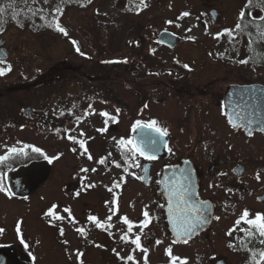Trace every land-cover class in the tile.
Segmentation results:
<instances>
[{
	"label": "flooded vegetation",
	"instance_id": "af4514ba",
	"mask_svg": "<svg viewBox=\"0 0 264 264\" xmlns=\"http://www.w3.org/2000/svg\"><path fill=\"white\" fill-rule=\"evenodd\" d=\"M214 23H219L218 18L214 19ZM176 32V46H160L167 50L166 57H159L155 47L149 46L147 51L151 61L138 58L129 69L138 77L139 90L142 87L140 80L149 77L154 78L153 90L167 94L169 122L159 125L169 130L172 152L154 161L140 157L141 166H146L148 172L132 168L136 173L134 176L121 173L126 165L118 147L119 158L116 162L122 167H117L120 173H115L111 179L106 178L108 174L59 173L55 162L43 163L45 159L42 157H22L15 163L18 164L15 168L12 167L14 161H11L6 168V184L16 195L9 198L0 193V228L5 229L0 233V264H81V261L83 264H134L133 261L120 259L129 254L134 255L138 264H144L145 253L139 249L132 253L135 245L126 244L120 239L121 235L127 233L128 227L122 217L127 216L129 221L138 225L145 219L142 215L144 210L149 212L151 218V223L141 236L142 245L148 249L147 264H170L171 257L166 254L169 246L172 255L180 258L176 264H181L184 258L187 264H250V252L236 239L244 234L239 229L232 236L227 233L245 209L251 214L249 218L257 213L264 214V130H251L252 135H249V129L233 128L228 122L231 117L228 107L229 100L233 109L245 106V95L247 90L250 91L248 86H264V72L259 75L254 73V69L264 71V54L259 58L261 61L254 60V52L264 53V47L250 46L248 41L247 47L241 46L240 51L235 52L229 48L228 36L225 35L220 37L225 47L217 51L214 47L211 51L209 46H195L199 39L190 40ZM241 36L248 37L240 33L236 38ZM188 42L196 44L187 47ZM157 57L160 60H156ZM226 58L229 61H223ZM244 59L249 62L239 63ZM185 64L189 68H185ZM118 65L126 66L129 62ZM160 74L164 78L155 79ZM107 90L112 100L94 99L93 90L88 91L91 109L89 111L87 106V112L91 113L95 102L99 101L119 108L115 89L110 85ZM138 95L147 101L146 96ZM107 112L110 116L115 115ZM105 119L103 117V124ZM137 119L135 117L134 124ZM121 122V116L116 121L109 119L105 128L111 130L113 125ZM27 145L36 147L34 141H29ZM37 145L43 148L42 144ZM25 150L29 156L36 155L30 147ZM105 162L108 166L114 164L111 160ZM32 163L40 165L15 180L9 179L12 170L28 167ZM181 164L195 172L198 196L201 202H208V222L193 234L187 244L173 243L176 237L162 193L163 169ZM140 175L145 179L136 178ZM90 184L95 187H88ZM116 184H120V187H116ZM77 192L79 196L75 195ZM143 202H150L151 205ZM65 208L71 210V216L64 211ZM49 211L66 219L60 221L46 216ZM89 216H96L100 223L114 227L107 230L97 228L95 222L88 220ZM109 216L112 217L111 221L107 219ZM215 217H219V220ZM49 220L52 222L49 223ZM20 221L22 223H18ZM17 227L20 232L16 231ZM61 227L64 229L63 236L59 234ZM78 227H83L86 235L78 233L75 230ZM241 227L246 225L242 223ZM109 232L113 235H109ZM139 232L140 228L134 227L133 233ZM21 234L28 244L27 248L20 242ZM130 235L134 238L133 234ZM64 240L68 241L67 245L63 243ZM157 240L161 241L158 245ZM230 243L236 247L230 248ZM77 250L83 253L79 259ZM116 253L120 254L119 257Z\"/></svg>",
	"mask_w": 264,
	"mask_h": 264
},
{
	"label": "rangeland",
	"instance_id": "374dc122",
	"mask_svg": "<svg viewBox=\"0 0 264 264\" xmlns=\"http://www.w3.org/2000/svg\"><path fill=\"white\" fill-rule=\"evenodd\" d=\"M245 2L146 0L148 7L137 14L140 0H91L90 3L89 0H64L63 3L61 0H47V3L45 0H0V8L5 9L0 13V39L7 40L3 49L8 52L0 67L7 68L10 64L12 69L0 76V155H4L8 148H24L29 141H34L36 146L42 144L49 157H59L53 160L59 173L108 174L106 178L111 179L115 173H120L116 165L108 166L106 162L100 164L98 161L101 158L117 161V141L132 138L135 117L145 123L156 120L164 125L169 122L167 94L153 90L154 78L149 77L140 80L142 87L139 90L138 77L129 71L130 65L138 58L151 61L147 51L149 45L155 47L159 57L168 55L167 50L154 41L153 34L157 36L162 29L170 28L185 38L199 39L197 45L188 42L187 47L209 46L211 51L214 47L216 51L220 50L226 44L223 38H214L215 31L234 28ZM58 6L63 9L59 23L67 30V36L47 26ZM211 8L218 10L219 23H214ZM184 12L190 15L178 19ZM42 16L45 19H41ZM253 37L256 39L255 34ZM73 40L78 42L85 55L76 52ZM248 41L246 36L231 42L227 37L229 48L235 52H239L241 46L247 47ZM256 54V60L261 61L264 53ZM124 60L129 65L104 63ZM156 60L160 59L157 57ZM263 72L254 69L257 75ZM160 78L164 75L155 77ZM110 85L119 97L118 117L121 116L122 122L111 124V130L99 132L97 129L106 127L99 113L111 111L117 115L116 107L95 102L96 114L85 116L91 101L87 94L93 90L94 99L112 100L107 90ZM138 94L146 96L148 102ZM162 97L165 99L158 100ZM25 107H31L33 115L23 116ZM77 116L84 117L78 126ZM68 134L83 140L88 153L82 155L84 149L69 140ZM136 159L140 160V156L137 155ZM81 169L88 171L82 172ZM132 172L129 168L128 173ZM121 173L128 174L123 169ZM139 188L144 190L142 186ZM143 204L151 205L150 202Z\"/></svg>",
	"mask_w": 264,
	"mask_h": 264
},
{
	"label": "snow or ice",
	"instance_id": "6c2138e0",
	"mask_svg": "<svg viewBox=\"0 0 264 264\" xmlns=\"http://www.w3.org/2000/svg\"><path fill=\"white\" fill-rule=\"evenodd\" d=\"M64 0H61V3H63ZM91 0H89V3ZM45 3H47V0H45ZM83 6V5H82ZM148 4L146 3V0H140V4L137 6V14L142 11L144 8H147ZM5 11L4 8H0V13H3ZM42 12L43 9H40ZM54 15L52 16V19L50 21H47V26L52 28L54 27L56 31L62 33L63 35L67 36V30L62 27L59 23V17L63 14V9L59 6L54 9ZM35 15V13H33ZM189 12H184L178 19H183V17L189 16ZM41 19H45V17H41ZM237 23L235 24L234 28L231 29H224L222 32L215 34L214 38L219 39L222 36L227 35L230 38V42L232 40L236 39L237 34L243 33L249 37V45H257L260 47H264V0H246L244 7L240 10L237 18ZM169 24H172L173 21H168ZM20 26H23L22 24ZM179 26V25H177ZM251 29V30H250ZM2 31V29H0ZM167 31V30H165ZM187 31H191V29H188ZM254 34L256 35V39H253ZM190 40H195V37H186ZM72 43L76 46L75 50L80 55H85V53L80 51V48L78 46L77 41H72ZM154 52V50H153ZM127 63V60L124 61H104V63ZM179 62V61H177ZM249 61L248 59L240 60L239 63L241 64H247ZM4 60H0V65L4 64ZM185 68H189L187 64L184 65ZM11 65L9 64L7 68L0 67V76L6 75L8 72H10ZM190 70V69H189ZM91 107V106H90ZM116 114L110 116L107 111H102L99 114L102 117H106L105 124L108 123V120L116 121L118 118V114L120 112L119 108H116ZM95 115V111L93 110L91 113L85 112V116L87 115ZM63 115V113H61ZM84 117L77 116V126L79 122H82ZM241 122H242V118ZM229 124L232 125L233 128L240 127L241 124L237 123L235 120H233L231 117L229 118ZM248 123L250 124L251 121L249 120ZM264 130V129H262ZM99 132H105L107 131V128L97 129ZM66 132L70 133L71 130H66ZM133 133H138L137 136H134L133 138L124 139L121 138L117 141L118 147L121 149V155L124 157V164L126 166H123V170L125 173L129 172V168H137L141 169L142 172L147 173L148 168L146 166H141L139 160L136 159L137 155L140 157H143L145 160L148 161H154L158 159V153L160 150L166 149L169 153L172 152V149L168 146L167 141L164 139L169 135V130L165 127H162L159 125V123L156 120H152L150 122H143L141 120H137L135 124L132 127ZM249 135H252L251 129L248 130ZM80 135H83L81 132ZM67 138L69 140H74L76 143L79 144L80 148L84 149V152L81 153L82 155L85 153H88V149L85 147V143L83 140H78L72 135L68 134ZM115 139V138H114ZM130 146V147H129ZM31 148L32 153L36 154L35 156H29V153L25 151V148ZM25 148H16L11 147L8 148L6 153L4 155H0V166L7 164L10 160H14L17 157L24 156L28 157L30 159H39L43 158L47 160L49 163H52L53 160L58 159L59 157L53 156L49 157L45 152L42 151L39 147H32L29 145H26ZM73 151H76L75 148L72 149ZM109 155H111L109 153ZM88 159H92L91 155L88 154ZM107 158H101L98 163L105 164V160ZM113 163L116 165V167H122V165L118 162L113 161ZM9 170H11V167L9 166ZM82 172H87L88 169H81ZM92 171H96V169H92ZM179 172V179H176L175 174H173V177L171 178V182H164L166 185V190L168 192V217L172 224V231L176 237L175 240H173V243L177 242H183L187 244L189 240L192 238L193 234L197 232V230L204 224L208 222V216L206 213L208 212V202L207 201H198L195 199V194L190 191L191 187V173L187 169H178ZM6 175L7 173L4 171H0V193H4L9 198L16 195L15 192H13L8 185L6 184ZM131 175H136V173L132 172ZM139 180H144L145 176L140 175L136 176ZM256 178L259 180V173H257ZM123 179V178H122ZM88 187H95L94 184L88 185ZM116 187H120V184H116ZM229 191H231L229 189ZM76 196H79L80 193L77 192L75 194ZM24 199H27V197H24ZM65 212L69 213V216H71V210L69 208L64 209ZM46 216L54 217L56 220L63 221L66 218L64 216H61L59 214H53L51 211L47 212L45 214ZM144 220L140 221L139 224H134L133 222L129 221L127 216L122 217V221L124 224H126L127 227V233L121 235L120 239L124 243H131L135 245V247L131 250L132 253H135L137 249H139L141 252L145 253L144 256V264H147V252L148 249L145 248L142 245L141 236L144 234V229L148 227V225L151 223L150 214L147 210H144L142 213ZM250 213L247 209H245L242 213V216L237 219L235 222V225L232 229L229 230L227 235L232 236L234 232L239 229L241 233H243V236H237L236 239L240 241L241 245L245 247L249 252L251 256L250 264H264V214L257 213L254 217H250ZM109 221H111L112 217L109 216L107 218ZM215 219L219 220V217H215ZM74 220V218H73ZM89 221L95 222V226L97 228L101 229H109L111 227H114V225L111 224H103L100 223L98 218L96 216H89ZM52 221L49 220V223ZM22 223V221L18 222ZM246 225V227H241V224ZM134 227H139L140 232L139 233H133ZM78 233L81 235H86L85 229L83 227H78L75 229ZM5 229L0 228V233H3ZM17 232H20V228L17 227ZM60 236L64 235V229L61 227L59 229ZM134 235V238H132V235ZM109 235H113V233L109 232ZM21 244L24 245L25 248L28 247V244L24 241L23 235L21 234L20 237ZM63 243L65 245L68 244L67 240H64ZM161 241L157 240L156 244H160ZM230 248H235L236 245L230 243L228 245ZM251 246V247H250ZM96 247H102V245H96ZM115 252V249H113ZM166 254L171 257L170 264H176L177 260H179V257L172 255V248L169 246L166 249ZM31 255V253H30ZM77 258L83 256V253L77 250L76 252ZM116 255L119 257V253H116ZM258 257V258H257ZM33 260H35V256L32 257ZM121 260L126 261H133L134 264H138V262L135 261V257L133 254H129L127 257H120ZM81 264L83 262L81 261ZM181 264H187V259L184 258L181 260Z\"/></svg>",
	"mask_w": 264,
	"mask_h": 264
},
{
	"label": "water",
	"instance_id": "95a60500",
	"mask_svg": "<svg viewBox=\"0 0 264 264\" xmlns=\"http://www.w3.org/2000/svg\"><path fill=\"white\" fill-rule=\"evenodd\" d=\"M212 13L216 16L215 11H212ZM176 37L177 36L175 34H173L172 32H170L168 30L167 31L163 30L159 34V42L163 43L165 45L175 46L176 45V42H175ZM5 42H6V40L4 38L0 39V45H3ZM4 50L5 49L0 48V59L6 58L8 56V52L4 51ZM3 51H4V53H3ZM255 94L256 93L254 92L253 96H256ZM262 102L263 101L261 99H259V100L256 98L252 99L250 97V99L246 105V106H248V109L245 110V112H247V113L244 114L240 110L234 111L232 113L235 121L240 123L241 125H243L245 128L249 127V126H253L254 129H259V130L264 129V105ZM31 112L32 111L30 108H26L23 111V113L27 116L31 115ZM240 118H242V122H241ZM249 120L251 121L250 124L248 123ZM137 135H138V133H135L134 136H137ZM164 139L167 141V144H169L168 137H165ZM165 151H166V149L162 148L160 150V152L157 154L158 157L163 156L165 154ZM37 166L38 165L33 164L29 167H25V168L19 170L17 173L13 174L11 177L15 180L16 178H19V177L23 176L24 174H28L31 171L35 170V168ZM178 169H187L188 171H190V173H191L190 191L195 194V197H194L195 199H197L198 201H201L198 197V187H197V183H196V176H195V173L193 171L189 170L185 164L177 165V166H174L171 168L166 167L162 172V174H163V176H162V180H163L162 190H163V193H164V196L166 199L165 207L167 208V210H168V192L166 190V185L164 182H171V178L173 177V174H175L176 179H179ZM200 229H201V227L197 231H199Z\"/></svg>",
	"mask_w": 264,
	"mask_h": 264
},
{
	"label": "trees",
	"instance_id": "16d2710c",
	"mask_svg": "<svg viewBox=\"0 0 264 264\" xmlns=\"http://www.w3.org/2000/svg\"><path fill=\"white\" fill-rule=\"evenodd\" d=\"M23 156H20V157H17V158H15V159H20V158H22ZM11 161V160H10ZM8 164V163H7ZM7 164H5V165H2V166H0V168H5V167H7ZM14 167H16L17 166V164H15V165H13Z\"/></svg>",
	"mask_w": 264,
	"mask_h": 264
}]
</instances>
